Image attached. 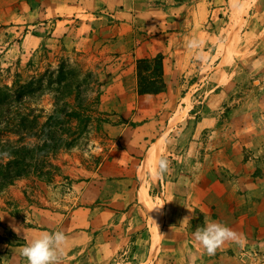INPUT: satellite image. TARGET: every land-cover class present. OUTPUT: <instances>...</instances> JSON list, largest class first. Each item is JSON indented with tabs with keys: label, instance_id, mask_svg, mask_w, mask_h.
<instances>
[{
	"label": "rangeland",
	"instance_id": "1",
	"mask_svg": "<svg viewBox=\"0 0 264 264\" xmlns=\"http://www.w3.org/2000/svg\"><path fill=\"white\" fill-rule=\"evenodd\" d=\"M164 2L170 6L165 10ZM149 3L144 8H155L162 16L129 19L136 26L134 38L165 42L163 51L168 55L166 74L162 66L161 75L166 93L164 100H158L167 105L154 111L148 129L140 119L149 113L120 124L119 113L111 108L121 85H126L114 62V47L95 52L87 41L70 49L64 46L66 40H55L54 45L24 41L23 47L13 48L5 43L19 37L22 41L25 32L0 31V167L6 171L18 156L17 162L27 170L5 183L0 178V264L5 252L16 256L11 264H27L18 250L9 248L22 243L11 237L14 221L26 228L36 226L44 208L53 221L62 216L66 231L77 223L75 219L84 215L78 196L87 183L96 191L87 206L102 202L116 207L118 224L103 228L105 222L99 220L83 227L89 236L93 230L111 240L86 253L81 264H264L263 223L249 220L256 212L257 221L262 220L264 198L257 208L245 205L243 191L231 186L227 196L231 218L225 216L227 206L224 211L205 212L212 210L205 205L207 193L236 181L233 154L244 152L251 158L252 139L259 127L264 129V0ZM123 6L129 12L138 8ZM105 15L110 25L121 21L112 11ZM164 20L166 24L160 22ZM56 34L53 37L63 36ZM192 41L197 43L190 47ZM157 143V156L145 164ZM161 157L171 163L168 173L158 177ZM122 179H128L130 189L112 192ZM162 204V212H150ZM219 217V222L229 220L240 242H226L208 255L193 233ZM73 261L63 255L60 264Z\"/></svg>",
	"mask_w": 264,
	"mask_h": 264
},
{
	"label": "crops",
	"instance_id": "2",
	"mask_svg": "<svg viewBox=\"0 0 264 264\" xmlns=\"http://www.w3.org/2000/svg\"><path fill=\"white\" fill-rule=\"evenodd\" d=\"M149 1L150 0H0V31L13 30L15 33H19L21 31L25 32L22 41H20L19 37L15 41L11 42L8 40L7 43H5L6 45H10V47L13 48L16 45L19 47H23L24 41L34 45H54L52 44V42H54L55 40L58 43H60L61 41L65 42L66 40L67 44H65L64 46L70 49H76L77 44L79 45L80 42L87 41L89 43V47L93 45L95 52H98L100 49V52H104V50L109 51L108 47H114V49L112 50L114 52V62L118 63V70L120 71V73H122L121 78L124 75V81L126 82V85H116H121L122 89L119 93L120 95H118L114 99L116 100V102L113 103L111 108H115V110L119 113V116L117 118L118 123L120 124H127L128 122L126 121L127 119L129 121L130 118L134 120L133 117L138 116L139 113H149V115L147 114V116H144L142 119H140L143 120L142 125H145L144 127L148 129L149 126L153 125L154 118H152V114H154V111L156 109L159 110L167 105L166 103L163 104V102L161 103L160 101H158L160 99L164 100L163 95L166 92L161 91L158 92V94H138L137 64L140 59H151L157 54L161 53L163 55V76H165L167 71L166 62L168 61V55H164L165 52L163 51L165 42H162L163 44H161L155 38H134L135 32H137L136 26L134 27V24L130 23L129 19L133 18L138 20L141 17L145 19V15L148 16L149 14L153 17H158V15L162 16L160 15L159 11L155 12V8H144L146 7L145 3L150 4ZM167 1L169 3V0ZM126 3L131 6L136 5V7L138 8L132 9V12H129L127 7L123 6V4ZM118 4H122V6L118 7ZM161 5L164 7L163 10L170 7H166V2ZM174 10L175 7L169 8V11L172 13L174 12ZM109 11H112L116 15V18H121V21H118L116 26L108 24L109 19L105 15V13H108ZM62 13L66 15V18H54L55 15H61ZM123 17L125 18V20L122 19ZM105 19H107V22L105 23V25H103L101 21ZM148 20L151 21L157 28L162 27L159 25L158 21L155 22V20L150 19V17H148ZM160 22L165 23L166 20ZM150 24L151 23L147 22L146 25L145 23L146 27H148ZM165 27L166 29L168 28L167 25H165ZM139 28L140 27H138V29ZM161 30L164 29L161 28ZM56 32H58V36H63L61 38L53 37L54 35H57ZM59 32H61V35ZM140 35L141 34H138V36ZM60 47L61 45L59 46V48ZM8 51L9 50H7L6 52ZM112 76H114V73L111 75V77ZM155 139L152 141L154 142ZM252 144L251 145L254 147L250 148L255 153L251 158H247L244 152L233 154V163L231 164L233 165L235 171H237V173L235 172V174L237 175L236 181L232 183V185L228 183L218 186V192L216 193H214L215 188L214 190L209 191L206 195L207 203L205 202V205L209 206V208H211L212 210H208L205 212L211 213L214 210H222L223 206H227V209L228 207H230L229 215L227 214L225 216H228L230 219L232 203L227 196L229 195V187L231 186L233 187V191L235 190V188L243 191L242 195H244L246 197L245 199H247L245 200V205L253 204V206L257 208V205L260 204L259 202L263 200L264 161H259V159L261 158L264 159V129H262V127L258 128L257 136L254 140L252 139ZM230 155L232 156L231 153ZM127 182L128 179H122L121 181H119V183L116 182V185L119 184L120 187L113 186L111 188L112 192H117V188L123 190L130 189L127 185ZM94 192H96L95 187L90 183L83 185V190L78 196L79 203L80 205L82 204V206L78 209H82V211L79 212H81L80 214L84 215L79 219L76 218L75 220L77 221V223H74L72 227L70 224L68 231H66V222L63 221L62 216H54L56 219L55 221H53V216H50L49 214L50 211H46V209L44 210V208L40 210V213L36 217L38 221L37 223H35L36 226L31 225L26 228L23 226H19L18 224H16V221H14L11 224L13 228L12 231L14 232L11 237L21 238L23 244H20V242H18V244H15L14 247L9 246V248L12 250H18L17 253H21L22 248L27 243L31 242L32 239L38 237L41 233L60 230L63 231L67 236V246L66 244L63 246L64 255H69L70 260L74 259L72 264H78L79 262L81 264L85 262L86 253H92L93 249L97 248L98 244H101L104 247L105 244H107V241L111 239H109L110 236L107 238L105 234L104 236L101 235V232H98L94 235L93 230L91 232V236H89V232L86 233L83 230V227L88 226L89 228L91 227L89 226V224H94L95 221L99 220L105 222L103 228L105 226H107L108 228L110 226H116L118 224L117 214L113 215V213H117L116 207H112L109 203H107V206V204H103L102 202L98 203L99 206H87V204L89 203L87 199L89 198V200H91L90 197L92 194L94 195ZM96 195L97 194H95V196ZM114 200L115 202L117 201L116 198H114ZM213 206L214 209L212 208ZM28 216L26 220L29 219ZM221 218L223 220L225 217ZM260 218H262V220L257 221V212L256 214L249 215V220L251 222L253 221L255 222V224L260 222L263 223L264 226V212L261 214ZM219 220L220 217L217 218L216 221ZM244 220L247 221V218H244ZM228 222L229 220L227 221V223ZM231 222H233L232 219ZM222 223H225L229 227V225L225 221H222ZM150 238L151 235L149 239ZM151 243L152 241L149 240L148 256L149 251L151 250ZM109 246L113 247V245L111 244ZM113 251H116L115 247ZM95 254H97V252ZM3 255L5 260L4 264H11L16 258L13 253L9 255L7 252H5L3 253ZM19 258L23 259L20 256Z\"/></svg>",
	"mask_w": 264,
	"mask_h": 264
},
{
	"label": "clouds",
	"instance_id": "3",
	"mask_svg": "<svg viewBox=\"0 0 264 264\" xmlns=\"http://www.w3.org/2000/svg\"><path fill=\"white\" fill-rule=\"evenodd\" d=\"M196 41L190 42V47L196 45ZM88 96V93H85ZM5 157L11 158L10 154L4 153ZM170 161L161 157L157 161L156 175L162 177L170 169ZM165 204L154 206L150 212H162ZM185 217L183 220L188 219ZM153 220V219H152ZM155 222V220H153ZM156 223V222H155ZM194 239L203 247L208 255H214L226 242H240V236L225 223L219 221H205L203 227H197L193 233ZM67 236L63 231L43 232L38 237L27 243L21 251L26 258L27 264H60L64 255V245Z\"/></svg>",
	"mask_w": 264,
	"mask_h": 264
},
{
	"label": "trees",
	"instance_id": "4",
	"mask_svg": "<svg viewBox=\"0 0 264 264\" xmlns=\"http://www.w3.org/2000/svg\"><path fill=\"white\" fill-rule=\"evenodd\" d=\"M162 58L161 54H157L155 57L148 59H140L137 64V93L146 94L152 93L155 94L161 92L164 88V82L161 77L162 75ZM150 70L153 72L150 75ZM148 75L145 72H148ZM13 151V149H10ZM22 156H26V150L21 148ZM29 152V151H27ZM15 161L9 163L6 171H1L0 167V178L5 183L10 181L12 178L24 174L27 170L22 164H19V157L14 158Z\"/></svg>",
	"mask_w": 264,
	"mask_h": 264
},
{
	"label": "bare ground",
	"instance_id": "5",
	"mask_svg": "<svg viewBox=\"0 0 264 264\" xmlns=\"http://www.w3.org/2000/svg\"><path fill=\"white\" fill-rule=\"evenodd\" d=\"M157 145H158V143L155 144V146H153V148H152L151 151L149 152V153H150V156L148 157V159H147V161H146L145 164H147L148 161H151L152 158H155V157L157 156V152L159 151V150H158V147L155 148ZM155 239H157V238H155ZM153 243L156 245L155 240H153Z\"/></svg>",
	"mask_w": 264,
	"mask_h": 264
}]
</instances>
